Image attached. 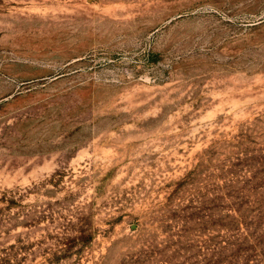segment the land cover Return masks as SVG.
Segmentation results:
<instances>
[{
    "label": "rangeland",
    "instance_id": "rangeland-1",
    "mask_svg": "<svg viewBox=\"0 0 264 264\" xmlns=\"http://www.w3.org/2000/svg\"><path fill=\"white\" fill-rule=\"evenodd\" d=\"M0 264H264V0H0Z\"/></svg>",
    "mask_w": 264,
    "mask_h": 264
}]
</instances>
